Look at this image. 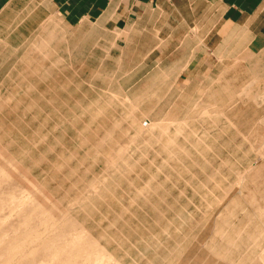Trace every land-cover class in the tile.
<instances>
[{
  "label": "rangeland",
  "instance_id": "374dc122",
  "mask_svg": "<svg viewBox=\"0 0 264 264\" xmlns=\"http://www.w3.org/2000/svg\"><path fill=\"white\" fill-rule=\"evenodd\" d=\"M30 12L0 15V264H264V95Z\"/></svg>",
  "mask_w": 264,
  "mask_h": 264
},
{
  "label": "crops",
  "instance_id": "0c3cea01",
  "mask_svg": "<svg viewBox=\"0 0 264 264\" xmlns=\"http://www.w3.org/2000/svg\"><path fill=\"white\" fill-rule=\"evenodd\" d=\"M1 1L3 16L38 12V29L56 18L97 25L121 46L132 37L179 83L218 76L264 95V0H38L35 8L32 0Z\"/></svg>",
  "mask_w": 264,
  "mask_h": 264
},
{
  "label": "bare ground",
  "instance_id": "6f19581e",
  "mask_svg": "<svg viewBox=\"0 0 264 264\" xmlns=\"http://www.w3.org/2000/svg\"><path fill=\"white\" fill-rule=\"evenodd\" d=\"M172 141V140H171ZM93 242V241H92ZM97 242V241H96ZM95 242V243H96ZM93 244H94V242H93ZM97 245V244H96ZM98 246V245H97ZM101 247L99 246V249H100ZM67 250V249H66ZM65 251V250H64ZM87 251V250H86ZM86 251H85V249L83 248V246H80V250L78 251V254L79 255H76V256H78L80 259L82 258V260L84 259H86L87 261H85V262H87V264H88V262H91L92 261V259H94V257L92 258V256H91V254L92 253H86ZM91 252V251H90ZM64 253V252H63ZM96 253V255H97V252H95ZM94 253V254H95ZM99 253V252H98ZM93 255V254H92ZM82 256V257H81ZM93 256H95V255H93ZM98 256H99V254H98ZM97 256V257H98ZM96 257V256H95ZM101 256H99V258H100ZM76 258V257H75ZM79 258H77V259H79ZM96 259V258H95ZM72 259H69V260H67V261H69V262H67V264L68 263H71L72 261H71ZM71 261V262H70ZM98 261H99V259H98ZM84 262V263H85ZM96 261H94V263H95ZM100 262V261H99ZM93 263V262H92Z\"/></svg>",
  "mask_w": 264,
  "mask_h": 264
}]
</instances>
